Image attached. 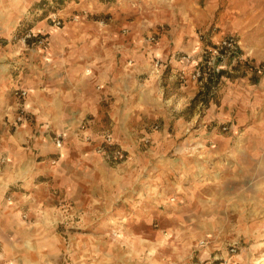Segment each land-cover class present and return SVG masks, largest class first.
I'll return each mask as SVG.
<instances>
[{
	"label": "rangeland",
	"instance_id": "1",
	"mask_svg": "<svg viewBox=\"0 0 264 264\" xmlns=\"http://www.w3.org/2000/svg\"><path fill=\"white\" fill-rule=\"evenodd\" d=\"M263 66L264 0H0V141L25 137L27 151L0 150V175H19L6 194L18 254L264 264L263 194L244 221L199 187L214 136L264 135ZM210 69L228 74L193 106ZM230 157L214 161L242 174Z\"/></svg>",
	"mask_w": 264,
	"mask_h": 264
},
{
	"label": "crops",
	"instance_id": "2",
	"mask_svg": "<svg viewBox=\"0 0 264 264\" xmlns=\"http://www.w3.org/2000/svg\"><path fill=\"white\" fill-rule=\"evenodd\" d=\"M89 110H92V108ZM60 113L62 114V112ZM54 118V124L59 126L62 125L60 122L61 119H59L60 116ZM254 129L252 127L246 128V130H248L247 132H253L255 131ZM24 140H26L25 137H12L11 139H5V143H1L0 141V150H6L13 158L20 157L23 153L27 154L26 147L22 145V142ZM212 141L214 142L213 146H211L210 151L212 157L208 156V158H211L210 161H212L210 167L208 166L211 169V173L210 176H207L206 178L211 183H207L199 187L203 189L205 188L204 186L210 188L211 192H213V197L215 193H217V199L212 200L211 205H209L211 208H226L228 209V211H232V214H234L232 217L236 216L237 214L239 219L245 221L247 213L246 211H243L241 209L255 206L253 205L254 202L252 199V193L258 192L260 193V195L263 194V196L260 197L264 199V135L257 134L239 137L216 135L213 137ZM231 145H233V148ZM257 146H259V148H257ZM230 149H233L232 152L230 151ZM254 150L258 151L257 154L263 155L261 161L258 162L257 167L253 164V162L257 159L252 160L255 156L253 154ZM229 152L230 156H232L230 157V159L232 158L230 165L235 161L237 167L242 170V174H236L235 176L228 175V173H226V168L228 167H225L227 160H222V162L214 161V156L216 154H224L225 156ZM143 159L145 158L142 156L139 157V159L135 158V160L139 161H142ZM207 160L203 161V163L208 162ZM257 169L259 170L257 171ZM256 172H258V174H256ZM135 173L137 174V171H135ZM161 173H165V167H163ZM196 173V175H199L200 178L206 176V174L204 173V167H202V169L198 168ZM18 176L19 175L15 172H12L10 168H8L4 174L0 175V241L2 245L0 261L1 264H8L10 261L9 259L11 258V256H13L15 260H11L14 262L12 264H37L36 260L29 259V257L27 255H23L22 252L19 255V251L17 248H19L18 246L21 247L20 241L17 240L13 242V240H11V228L13 224L17 223V221L14 218L15 214H13L12 212L13 202L11 203L7 201L6 194L9 186L14 182H17L19 178ZM253 176H256V179L252 180ZM138 178L140 179V177L138 176L135 178V184ZM230 178H235V180L238 179L239 183L242 185L236 186L237 188H234V186L231 187V183L229 181ZM242 179L244 180V183L240 182ZM122 184V179L120 177L118 185L122 186ZM148 186L150 187V185ZM121 190L124 189L120 188L119 191ZM151 191L153 190H150V192ZM221 192L224 193L225 196H221ZM219 197L222 199H220ZM260 207L264 209V202L262 205H260ZM19 226L20 225L16 227ZM33 249L34 248L31 247L30 250L33 251ZM34 252L35 255L38 256V250L36 249V251H33L32 253ZM17 259L19 260L17 261ZM20 259H22V261H20Z\"/></svg>",
	"mask_w": 264,
	"mask_h": 264
},
{
	"label": "trees",
	"instance_id": "3",
	"mask_svg": "<svg viewBox=\"0 0 264 264\" xmlns=\"http://www.w3.org/2000/svg\"><path fill=\"white\" fill-rule=\"evenodd\" d=\"M226 50L225 48H222V51L224 52ZM233 55H230V57H232ZM251 70L253 71H257L258 69H255V67L253 65H250ZM225 74H228V72H226V70L221 69L220 71H211L207 76V80L203 85V88L199 90V92L197 93V95L195 96V98L193 99V106H195L198 102H204L207 106L210 103L211 95L210 93L212 92V87L214 86V84L218 83L219 80L221 79V77Z\"/></svg>",
	"mask_w": 264,
	"mask_h": 264
},
{
	"label": "built area",
	"instance_id": "4",
	"mask_svg": "<svg viewBox=\"0 0 264 264\" xmlns=\"http://www.w3.org/2000/svg\"><path fill=\"white\" fill-rule=\"evenodd\" d=\"M230 46V44H228V42H224L223 43V45H222V48H228ZM218 51V50H217ZM264 67V66H263ZM201 75V72L200 71H198L196 74H195V77H197V76H200ZM120 153V152H119ZM233 250H235L234 248H233Z\"/></svg>",
	"mask_w": 264,
	"mask_h": 264
}]
</instances>
